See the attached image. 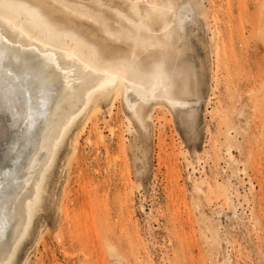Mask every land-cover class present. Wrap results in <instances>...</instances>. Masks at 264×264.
<instances>
[{"label":"rangeland","instance_id":"374dc122","mask_svg":"<svg viewBox=\"0 0 264 264\" xmlns=\"http://www.w3.org/2000/svg\"><path fill=\"white\" fill-rule=\"evenodd\" d=\"M46 1L60 22L79 9L159 37L139 59L163 61L171 98L143 100L139 119L126 78L91 97L12 264H264V0H145L170 9L166 21L134 0ZM71 20L107 52L136 50Z\"/></svg>","mask_w":264,"mask_h":264},{"label":"bare ground","instance_id":"6f19581e","mask_svg":"<svg viewBox=\"0 0 264 264\" xmlns=\"http://www.w3.org/2000/svg\"><path fill=\"white\" fill-rule=\"evenodd\" d=\"M133 3L149 6L159 21L170 15V9L157 2ZM69 10L64 12L68 21L60 22L53 16L60 10H54L46 0L37 4L0 0V68L13 73L9 77L0 71V247L16 248V241L26 234L33 203L41 197V183L57 145L92 96L106 95L120 84L128 87L126 78L137 93L138 102L129 105L139 119L138 107L143 100L165 95L171 98L163 61L145 65L139 59L159 37L145 32L144 26L121 21L115 29L104 15ZM72 17L92 20L100 25L106 39L132 41L136 50L117 47L107 52V44H95L69 26ZM172 29L164 33L165 38ZM8 85L15 89L7 101L17 112L15 120L5 115Z\"/></svg>","mask_w":264,"mask_h":264},{"label":"snow or ice","instance_id":"6c2138e0","mask_svg":"<svg viewBox=\"0 0 264 264\" xmlns=\"http://www.w3.org/2000/svg\"><path fill=\"white\" fill-rule=\"evenodd\" d=\"M0 61H2V56H0ZM58 68V65H57ZM0 71H6L3 68H0ZM6 75L11 77L13 73L11 71H6ZM15 92V89L11 86L8 85L5 91V100H6V106H5V115H9L12 120H15L17 118V112L12 110L11 105L7 103L8 97L10 94H13ZM17 103H19V99L17 97ZM5 224L7 223L6 221L4 222ZM23 237H21L22 239ZM18 244L19 241H16ZM16 249L15 247H0V264H12V257L15 253Z\"/></svg>","mask_w":264,"mask_h":264}]
</instances>
